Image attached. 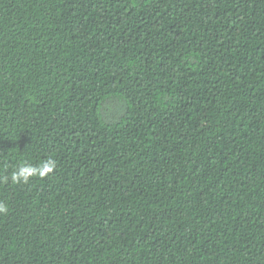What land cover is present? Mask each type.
I'll list each match as a JSON object with an SVG mask.
<instances>
[{
    "label": "trees",
    "instance_id": "16d2710c",
    "mask_svg": "<svg viewBox=\"0 0 264 264\" xmlns=\"http://www.w3.org/2000/svg\"><path fill=\"white\" fill-rule=\"evenodd\" d=\"M0 202V264H264V0H0Z\"/></svg>",
    "mask_w": 264,
    "mask_h": 264
},
{
    "label": "clouds",
    "instance_id": "9594fccd",
    "mask_svg": "<svg viewBox=\"0 0 264 264\" xmlns=\"http://www.w3.org/2000/svg\"><path fill=\"white\" fill-rule=\"evenodd\" d=\"M56 162L52 159H46L39 165H33L28 162L20 163L15 170L10 174V177L5 176L2 179L7 181L11 180L12 183H28L34 176H45L54 171ZM7 212V206L0 202V214Z\"/></svg>",
    "mask_w": 264,
    "mask_h": 264
}]
</instances>
